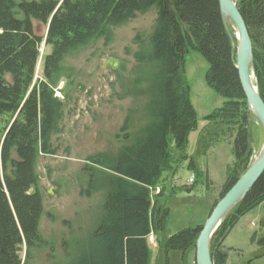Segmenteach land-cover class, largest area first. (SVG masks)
Masks as SVG:
<instances>
[{
    "label": "trees",
    "instance_id": "obj_1",
    "mask_svg": "<svg viewBox=\"0 0 264 264\" xmlns=\"http://www.w3.org/2000/svg\"><path fill=\"white\" fill-rule=\"evenodd\" d=\"M234 1L253 42L256 85L264 100V0ZM149 11L155 18L151 31L138 35L133 72L141 65L155 69L156 93L141 87V82L133 85L120 78L119 98L146 97L137 110V127L132 131L123 127L116 135L115 142L120 143L116 152L87 156L90 163L82 172L88 175L80 191L101 192V201L91 211L92 226L74 229L67 220V230L56 243L42 228L45 217H56L46 208L39 163L60 152L58 137L73 110L74 92L84 87L81 71L71 59L100 42L110 45L116 28ZM231 36L237 43L236 30L233 24H224L218 0H0V264H148V237L165 229L169 214L161 202L163 184L181 167L171 147L197 175L188 145L190 134L199 128V117L183 76L190 49L206 58L208 86L226 98L205 118L221 123L236 143V160L214 197L211 213L254 154L255 118L248 112ZM42 43L52 49L34 83ZM62 79L71 89H63L60 98L55 92ZM144 110H150L149 115L144 116ZM130 117L126 121L131 122ZM64 183L72 187L70 181ZM157 186L162 190L152 202L149 187ZM263 202L264 172L214 233L210 245L214 264H230L225 236ZM202 228L200 224L169 236L166 254L180 251L185 264ZM262 234L263 254L264 230Z\"/></svg>",
    "mask_w": 264,
    "mask_h": 264
},
{
    "label": "rangeland",
    "instance_id": "obj_2",
    "mask_svg": "<svg viewBox=\"0 0 264 264\" xmlns=\"http://www.w3.org/2000/svg\"><path fill=\"white\" fill-rule=\"evenodd\" d=\"M154 18V11L139 14L115 29L114 40L110 45L104 46L100 42L98 47L94 45L86 48L71 59L81 71L80 79L84 87L79 86L74 92V104L71 105L73 110L67 115L64 130L58 137L60 152L54 156L42 157L39 163L46 208L53 211L56 217V220L45 217L42 228L49 237L54 236L56 243L61 242L62 233L67 230V220L71 221L74 229L92 226L91 211L101 201V192L92 189V192L83 194L80 191V185H85L88 175L82 172L83 166L90 163L86 161L87 156L116 152L120 145L115 142L116 135L122 133L123 127L127 126L130 131L137 127L140 114L137 110L144 106L146 97L127 95L119 98L117 93H122L120 78L123 77L124 82L129 80L133 85L141 82V87L156 93L155 69L141 65L133 72L136 59L132 54L138 49V35L151 31ZM98 48L100 51L94 53ZM51 49L50 46L41 44L34 83L39 81L45 56ZM109 57L119 59L120 65L116 70L105 65ZM208 71L209 63L206 58L197 50L190 49L186 54L183 76L199 117V128L190 134L188 145V153L195 158L197 175L187 168L188 162L181 161L180 154L171 147L173 157L181 167L172 179L168 177L163 184L165 194L161 197V202L168 208L169 214L165 229L156 233L160 243L158 247L150 248L148 264H183L180 251L173 250L166 254V239L184 228L206 222L214 197L219 194L228 168L237 157L234 138L224 132L221 123L205 118L219 110L226 100L208 86ZM56 89L60 95L57 96L55 92V96L63 98V89L71 88L62 79ZM147 112L144 110V116L149 115L150 110ZM129 114L131 122L126 121ZM258 134V127L252 125L251 140L254 141ZM189 177H195L196 183L193 186L189 183ZM81 179L84 184H80ZM69 181L72 187L67 188L64 182ZM86 187L89 189L87 185ZM153 188H156L154 194H159L162 190V186ZM157 189L159 193L156 192ZM158 198L159 196L156 199ZM263 221L264 202L244 215L227 233L223 245L228 250L230 264H264V253H260L259 249L264 230ZM189 256L185 264H196L195 250Z\"/></svg>",
    "mask_w": 264,
    "mask_h": 264
},
{
    "label": "water",
    "instance_id": "obj_3",
    "mask_svg": "<svg viewBox=\"0 0 264 264\" xmlns=\"http://www.w3.org/2000/svg\"><path fill=\"white\" fill-rule=\"evenodd\" d=\"M221 15L226 27L233 24L236 30L237 43L231 36L236 49L237 69L239 71L242 89L248 103V112L259 123L264 135V100L262 99L254 74L253 42L250 38L247 25L239 12L234 0H218ZM111 69L116 70L119 59L109 57L105 61ZM264 172V140L258 153L253 157L246 171L238 178L236 183L219 200L209 214L195 243L196 264H214L210 245L212 238L226 215L242 201L250 189Z\"/></svg>",
    "mask_w": 264,
    "mask_h": 264
},
{
    "label": "crops",
    "instance_id": "obj_4",
    "mask_svg": "<svg viewBox=\"0 0 264 264\" xmlns=\"http://www.w3.org/2000/svg\"><path fill=\"white\" fill-rule=\"evenodd\" d=\"M252 125H255L256 127H258V130H259V134L257 135V137L255 138V140L253 141L252 140V146L254 148V152H258L259 149L261 148L262 144H263V140H264V135H263V131H262V128L261 126L259 125V123H257L256 121H253V124ZM150 188V187H149ZM150 196H151V193H150ZM158 194L156 195V198H157ZM155 198V199H156ZM155 201V200H154ZM152 201V202H154ZM151 235V236H150ZM148 237V240H149V244H150V248L153 246V247H158V243H160V239H158L156 237L155 234L151 233ZM191 256V255H190ZM189 256V258H190ZM195 263H196V258H195Z\"/></svg>",
    "mask_w": 264,
    "mask_h": 264
},
{
    "label": "built area",
    "instance_id": "obj_5",
    "mask_svg": "<svg viewBox=\"0 0 264 264\" xmlns=\"http://www.w3.org/2000/svg\"><path fill=\"white\" fill-rule=\"evenodd\" d=\"M56 95H57V96L60 95V92H59L57 89H56ZM193 181H194V177H190L189 182L192 183ZM155 189H156V188L150 187V191H151V199H152V201L155 200L156 195H157V194H154V190H155ZM156 192L159 193V189H157Z\"/></svg>",
    "mask_w": 264,
    "mask_h": 264
}]
</instances>
